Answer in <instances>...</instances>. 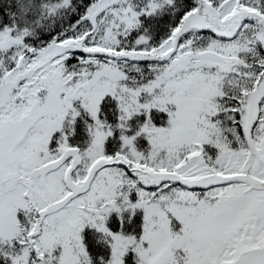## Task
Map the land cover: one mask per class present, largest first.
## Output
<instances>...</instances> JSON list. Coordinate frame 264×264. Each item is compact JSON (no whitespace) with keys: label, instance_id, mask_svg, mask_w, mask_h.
Masks as SVG:
<instances>
[{"label":"snow or ice","instance_id":"1","mask_svg":"<svg viewBox=\"0 0 264 264\" xmlns=\"http://www.w3.org/2000/svg\"><path fill=\"white\" fill-rule=\"evenodd\" d=\"M0 264H264V0H0Z\"/></svg>","mask_w":264,"mask_h":264}]
</instances>
